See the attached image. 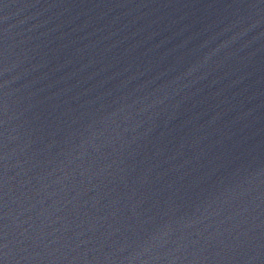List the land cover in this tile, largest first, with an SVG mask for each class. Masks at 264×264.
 Instances as JSON below:
<instances>
[{
	"label": "water",
	"instance_id": "1",
	"mask_svg": "<svg viewBox=\"0 0 264 264\" xmlns=\"http://www.w3.org/2000/svg\"><path fill=\"white\" fill-rule=\"evenodd\" d=\"M0 264H264V0H0Z\"/></svg>",
	"mask_w": 264,
	"mask_h": 264
}]
</instances>
